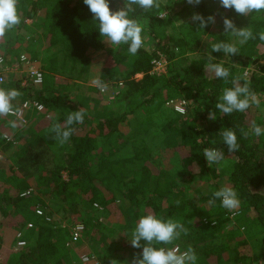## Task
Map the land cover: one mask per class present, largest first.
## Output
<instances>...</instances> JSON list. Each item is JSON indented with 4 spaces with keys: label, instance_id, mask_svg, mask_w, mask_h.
Here are the masks:
<instances>
[{
    "label": "trees",
    "instance_id": "obj_1",
    "mask_svg": "<svg viewBox=\"0 0 264 264\" xmlns=\"http://www.w3.org/2000/svg\"><path fill=\"white\" fill-rule=\"evenodd\" d=\"M161 3V10L168 13L165 18L158 17L156 10L139 8L130 14L142 23V37L147 35L155 44L149 52L143 42L132 56L128 45H112L101 37L98 21L83 0H18L20 23L0 36V55L11 65L26 52L40 66L44 79L38 87L27 86V76L10 73L0 88L17 89L20 106L25 100H38L44 110L34 111L40 116L31 123L11 119L16 121L15 128L6 116L0 119V148L15 152L0 172V230L10 217L34 225L25 233L29 245L16 251V238L5 244L0 233V264H86L84 254L97 256L101 264L111 260L130 264L142 252L130 245L131 232L146 214L182 223L188 234L159 246L183 250L191 246L198 257L196 264H264V133L256 136L250 131L253 123L264 129V42L258 38L264 31V11L237 14L220 7L219 0H202L193 10L186 5L180 11L170 2ZM109 7L117 11L123 0H109ZM194 10L205 18L215 15L216 23L203 30L192 20L176 24ZM223 16L234 23L245 19L257 38L240 44L224 32ZM203 38H207L206 51L190 58L188 54L199 51ZM221 41L236 43L238 54L211 52V45ZM209 52L213 63L223 60L230 70L228 82L214 73L206 77ZM158 54L168 60V73L161 77L151 74ZM98 59L110 62L99 76L107 87L102 92L95 86L86 96L80 89L90 81ZM253 59L256 65L247 83L255 103L261 99L263 114L253 115V103L245 112L222 115L215 108L222 89L231 87L233 77L242 75ZM173 97L192 105L185 123L179 117L156 116ZM80 108L84 122L71 126L74 132L67 143H56L52 126L67 127V115ZM212 111L215 120L208 118ZM48 118L54 119L52 126L46 124ZM20 126H25L21 132ZM223 129L236 132L237 152L229 153L223 144L218 135ZM20 138L25 147L18 151ZM186 147V155H179L180 170L164 165L171 148H178V155ZM205 148L224 152L223 170L219 165L208 166ZM224 186L237 191L239 213L223 208L220 200L209 203ZM30 189L36 193L23 196ZM38 207L44 215L37 214ZM75 223L85 227L79 244L71 239ZM120 227L123 235L115 237Z\"/></svg>",
    "mask_w": 264,
    "mask_h": 264
},
{
    "label": "clouds",
    "instance_id": "obj_2",
    "mask_svg": "<svg viewBox=\"0 0 264 264\" xmlns=\"http://www.w3.org/2000/svg\"><path fill=\"white\" fill-rule=\"evenodd\" d=\"M17 3L18 0H0V36H3L6 30H11L20 23ZM83 3L93 14V19L98 21V31L101 37H106L112 45H128L127 51L132 56H135L142 48L144 37H142V23L139 19L130 18V14L135 13L137 8L144 12L156 10L157 16L161 18H165L168 14L164 8L161 10V0H123V7L117 11L110 10L109 0H83ZM187 3L198 6L202 0H187ZM219 5L242 15L264 11V0H219ZM191 20L200 30L216 23L215 15L205 18L199 13H193ZM222 20L224 32L230 34L240 44L257 38L251 27L237 28L227 16H223ZM258 38L264 42V31L258 33ZM211 52H223L226 56H233L238 54L239 49L234 42L221 41L211 45ZM211 52L208 53L209 63L204 66L206 77L209 73H214L216 78L228 82L230 70L224 66L223 60L213 63L214 58ZM34 75L37 76V82H39V74L34 73ZM247 78L248 72L245 70L242 75L233 77L231 87L222 89V94L215 104V108L222 115L230 116L234 112H245L255 103V94L250 89ZM241 80L245 83L241 84ZM92 83L101 91L107 87L99 78H95ZM20 95L21 93L17 89L0 88V117L19 113L18 98ZM84 117L85 112L81 108L70 112L65 121L67 127L59 123L52 126V139L61 145L67 143L74 132L71 126L76 123L82 124ZM208 118L215 120V111L210 112ZM10 124L13 128L17 126L16 121H10ZM250 131L256 136L264 133V129L255 123L252 124ZM218 135L222 137L223 144L227 145L229 153L239 150L240 145L233 129H223ZM244 135L247 136L248 133H244ZM203 155L209 167H212L213 164H220L225 158L224 152L216 148H205ZM216 200H220L221 206L229 211L240 206L237 191L228 186L215 191L213 199H210L209 203L215 204ZM182 233L187 235L188 229L173 218H158L153 214L142 215L136 222L129 240L133 248L142 249V252L137 253L130 264H196L198 257L191 246H188L185 251H180L178 246H159L173 244L174 241L180 239ZM110 264H119V262L111 260Z\"/></svg>",
    "mask_w": 264,
    "mask_h": 264
},
{
    "label": "rangeland",
    "instance_id": "obj_3",
    "mask_svg": "<svg viewBox=\"0 0 264 264\" xmlns=\"http://www.w3.org/2000/svg\"><path fill=\"white\" fill-rule=\"evenodd\" d=\"M162 1L164 3H169V2L172 3L174 5L175 11H180L183 7H185L186 5H189L187 3V0H162ZM190 8H191V10H193V5H190ZM194 13H196L195 10H194ZM192 15H193V12H192ZM192 15H189L185 19L180 20L176 24L179 25L180 23L187 22V21H191ZM28 23H32V22L31 21H28ZM234 24L236 25L237 28H241V29L247 27L246 26L245 19L237 20V21H235ZM170 33H172V35L174 36V38L177 39V32L175 30H173L171 27H170ZM143 37H144V46H145V48L149 52H153L154 51V48H155V44L148 39V36L147 35H145ZM206 41H207V38H203V40L201 41V48L199 49V51L198 52H195V53H190V54H188V56L190 58H198V57H200L202 55V53L204 52V50H205L204 47H206L205 46L206 45ZM19 50L20 51H23V48H20ZM24 55H27L28 56V54L26 52H24ZM106 56H108V55H106ZM105 59H107V57H105ZM100 60L101 59H98L95 62L94 66H93V69H92V72L93 73H92V76H91L90 81L87 82L86 84H82V88L80 89V91H82V93L85 92V95L86 96L89 95L91 93L93 87H95V85L92 83V81L95 78H99V76L103 72V69H106L107 65L110 64L109 61L108 62L106 61L107 63H105V62H102ZM32 63H34V62H32ZM34 64L38 68H40V66L38 64H36V63H34ZM152 64H153V67H152V70H151V74L157 75V74H155L153 72V71H156V72H160L161 73L160 75H157L159 77L167 75V73H168V60H167V58L164 55L158 54L153 59ZM262 64H264V61H262ZM255 65H256V63H255V61L253 59L251 61L250 65L246 69L243 70V73H244L245 70H247L248 77H249L250 74H251V72L255 68ZM139 76L140 75H138L137 77H139ZM111 91H112L111 89L108 90V92H111ZM164 94H166V93L164 92ZM260 101H261V99H256V103H255L256 105H254L252 107V112H253V115L255 117H258V116H260V115L263 114V109H261V107H259ZM107 105H108V103H107ZM177 105H183V106H177ZM177 107H182L183 112L180 113L177 110ZM91 109H93V106L92 105H91ZM191 110H192V105L187 100H185L184 98H180V97H173L170 101H167V102H165L164 105H162L161 109L157 112V115L156 116L158 118L179 117V118L183 119V121L185 123L186 121L189 120V114H191ZM39 116L40 115H36V113H34V111L28 112L27 113V121H28V123L29 122L31 123V122L35 121L37 118H39ZM6 117H7V123H10V120L11 119H14V118H12L10 116H6ZM0 119H4V118H1L0 117ZM54 123H55L54 122V119H50V118L46 119V124H49L50 126H52ZM24 127L23 126H20L19 127V129H20L19 132H21L24 129ZM23 134L24 133L22 132L21 137H22ZM6 136H8V138L10 137L8 134L5 135V138H6ZM15 136H17V135H15ZM15 138H17V137H15ZM183 144H186V143L184 142ZM24 147L25 146L23 144V141H21V138H20V140L16 143V149L18 151L19 150L21 151ZM176 149L178 151V148H171L167 152V155L165 157V161L166 162L164 164L165 166L167 165L168 168H170L173 171L180 170L179 155L185 156L186 153H187V150H188L187 147L186 148H182V149H180V153H178V155H177ZM14 153L15 152H12V151L7 152L5 149L3 150L2 147L0 148V172H2V170L5 169V167H7L8 160H9V158L11 156L14 155ZM225 161L226 160H223V161H221L220 164H213V165H219L218 166L219 167V170H223L224 167L226 166V162ZM64 178L65 179L68 178V176L66 175V173H64ZM179 178L181 179V181H184L185 180V179H183L184 178L183 176H180L179 175ZM34 193H36V192H34ZM45 198H47V197H45ZM234 210L235 211L236 210L241 211L240 210V207H238V208H236ZM247 216L249 217V215H246V217ZM19 221H20L19 218H11V217L8 218V219H5L3 221L4 222V225H5V228H3L2 230H0V233L2 234V237L4 238L5 244H7L6 240L8 242L9 241L13 242V240H14V238H16V234L18 232H23V234L25 235L26 231L27 230H30V229L27 228V225L28 224H25V223H23L21 221H20L21 222L20 223ZM121 229L122 228L120 227L117 230V232L115 233V237H119V238L122 237L123 231ZM85 244L87 246V243L86 242H85ZM9 248L12 249V247H10V246H9ZM13 249L16 251L15 247Z\"/></svg>",
    "mask_w": 264,
    "mask_h": 264
},
{
    "label": "built area",
    "instance_id": "obj_4",
    "mask_svg": "<svg viewBox=\"0 0 264 264\" xmlns=\"http://www.w3.org/2000/svg\"><path fill=\"white\" fill-rule=\"evenodd\" d=\"M156 64V63H155ZM20 65H22L23 67L20 68ZM155 74L160 75V72H156L153 71ZM9 73H22L24 76H27V79L24 81V85L27 86H35L38 87L43 83V73L42 70L40 68H38L34 63H32L29 59L27 55H22L20 62L19 63H13L12 65H6L5 62V58L3 56L0 55V83H3L6 81V76ZM34 73H38L39 74V82H37V76L34 75ZM102 92H105L102 91ZM118 92H115L111 99L114 98L115 95H117ZM177 106H183V105H177ZM44 110V106L42 105V103H40V101L38 100H25L23 101V103L20 106V111L18 114H13V115H9L10 117L17 119L19 122L26 124L27 123V113L31 112V111H36V112H42ZM177 110L181 113L183 112L182 107H177ZM7 139L8 136H6ZM34 195V190L30 189L28 191H26L25 193H23V196L25 197H30ZM38 215H44V210L41 209L40 207L37 208L36 210ZM239 213V211L237 212ZM48 221H51L52 219L47 217ZM28 229H33L34 225L32 223H28L27 225ZM71 230V239L73 241V243H81L83 241L84 238V230L85 227L83 224L81 223H75L74 225L71 226L70 228ZM25 235L23 234V232H18L16 234V250H20L24 247H27L29 245V241L27 239H25L24 237ZM179 247V246H178ZM180 251H185L183 250L181 247H179ZM83 260L85 261L86 264H101V262L98 260V257H96L95 255H87L84 254L82 255Z\"/></svg>",
    "mask_w": 264,
    "mask_h": 264
},
{
    "label": "crops",
    "instance_id": "obj_5",
    "mask_svg": "<svg viewBox=\"0 0 264 264\" xmlns=\"http://www.w3.org/2000/svg\"><path fill=\"white\" fill-rule=\"evenodd\" d=\"M12 65V64H11ZM10 66V65H9ZM10 74V73H9ZM18 101H19V106H20V102H21V100L20 99H18ZM15 135V134H14Z\"/></svg>",
    "mask_w": 264,
    "mask_h": 264
}]
</instances>
